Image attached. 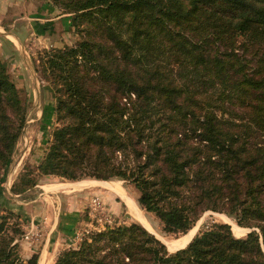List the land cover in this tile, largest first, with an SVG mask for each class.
<instances>
[{
    "label": "trees",
    "instance_id": "16d2710c",
    "mask_svg": "<svg viewBox=\"0 0 264 264\" xmlns=\"http://www.w3.org/2000/svg\"><path fill=\"white\" fill-rule=\"evenodd\" d=\"M57 1L76 20L95 7L104 19L99 35L42 60L59 126L40 175L129 182L164 234L188 233L208 210L260 232L236 238L217 223L170 253L133 222L54 264H264V0ZM20 95L0 57V173L24 124ZM4 225L0 264H38Z\"/></svg>",
    "mask_w": 264,
    "mask_h": 264
},
{
    "label": "rangeland",
    "instance_id": "374dc122",
    "mask_svg": "<svg viewBox=\"0 0 264 264\" xmlns=\"http://www.w3.org/2000/svg\"><path fill=\"white\" fill-rule=\"evenodd\" d=\"M96 8L91 10V16L76 20V12L64 7L57 0H0V31H14L26 36V52L22 49L24 54H20L9 47L0 33V57L12 80L20 88L22 105L27 106L11 162L0 173V186L4 189L0 190V222L4 221V230L14 237L13 243L17 244V252L24 260L34 254H39L40 257L46 252L50 257L45 258L42 264H54L63 251L77 249L84 240L92 241L98 234L95 228H91L90 233L81 236L82 239L77 241V232H84L89 228L88 224L96 225L92 221L89 203L97 195L79 191L90 187L71 188L68 180L42 176L39 172V166L52 144L55 128L59 126L55 93L51 88L52 80L48 78V74L45 75L42 60H47L46 53L53 49L75 46L76 43L89 39V35H95L96 24L104 19ZM25 178L36 181L37 184L25 185ZM84 180L95 179L82 181ZM115 185L124 189L128 197L137 202L140 193L133 184L120 180ZM72 190L80 193V197L73 201L85 206L82 213L76 209L71 212L60 209L62 204L65 206L69 202L68 196ZM99 195L107 200L111 199L107 192H100ZM120 198L118 196L116 201L121 207L123 199ZM124 198L134 209L131 200ZM75 202L74 205H77ZM106 205L114 216V227L140 220L128 208L126 211H116ZM142 216L150 232L171 248L170 253L177 251V247H186L195 236L217 223L229 224L236 238H245L253 230L260 232L257 227L240 226L233 216L212 210L204 212L187 235L164 234L154 216L144 211ZM57 217L64 219V226L62 222L59 226L63 233L68 227V221L73 220L76 225V221L82 219V226L74 229L71 240H66V233V237L59 238L56 228L49 236L46 228H50ZM182 238L185 239L184 242Z\"/></svg>",
    "mask_w": 264,
    "mask_h": 264
},
{
    "label": "crops",
    "instance_id": "0c3cea01",
    "mask_svg": "<svg viewBox=\"0 0 264 264\" xmlns=\"http://www.w3.org/2000/svg\"><path fill=\"white\" fill-rule=\"evenodd\" d=\"M0 33H1L2 37H4V39L8 42V45H9L10 48H12V50H14L16 52H19L20 54H24L22 49H24V51L26 52L25 47H24V43L26 41V39H25L26 36H24L22 33L20 34L18 32L17 33L14 32V31H10V33H6V30L0 31ZM117 181H120V180H115V181L114 180L113 181L112 180H110V181H104V180L69 181V185H70L69 187H71V188H77V187H88L89 186L90 188H88V189L87 188H83V189H81L79 191H85L86 193L88 192L90 194L91 193H93V194L95 193V195H97L99 197H100V195H99L100 192H104V193L107 192L108 194H110L109 196H110L111 199L110 200H107L103 196L104 199L102 197H100L101 199H103L102 201H104L106 204L110 205L113 208V210H116V211H118V210L126 211L127 208H128L129 211L134 212V214L140 218V220H138L136 222L137 223H140L147 230H149V228L147 227V225L144 223L145 220H144V218L142 216L144 210L138 205V203L136 201H134V200L132 201L128 197V195L126 194V192H125L124 189H121L120 187L118 188V186L115 185V182H117ZM69 193H70L69 196H68V201L69 202H67V204L65 206L62 204V207L60 209H62V210L65 209V211H69V212H71L72 209L73 210L76 209V211L82 213L81 211L83 209H85V206L84 205H81L80 203H76L75 201H73L74 199L80 197V193H78L77 190H72V192H69ZM117 195L119 197H121L120 199H123V200H121L122 201L121 207L119 206L118 202L116 201V198H118ZM124 197L128 198L129 200H131L132 204L134 205L133 206L134 209L129 206L128 202L125 200ZM66 199H67V197H66ZM74 202L77 205H74ZM89 205H90V203H89ZM50 209H53V207H50ZM62 210H61V213H62ZM144 212L147 213L146 211H144ZM65 215L66 214H63V216H65ZM61 222H62V225L64 226V219H61V218L57 217L53 221V224L51 225V227L50 228H46V230H48L47 232L50 233V235L48 234L49 236H51L52 230H55V228H56L57 229V232H59L58 233L59 238H62V237H66L67 236L66 237V240H71L72 239V234H73V232H75L74 229L76 230L77 229V226H79V225L82 226V222L83 221H82L81 218H79V221H76V222H78L76 225L73 223L74 222L73 220H70V222L68 221V223L66 224V226H68V227H67V229H66V231L64 233L61 231L62 229L60 230V227H59ZM57 223H58V228L59 229L57 228ZM60 231L62 233H60ZM65 233H66V236H65ZM188 233H186L184 235H187ZM184 247L185 246H183V247H177L175 249L176 250H179V249H182ZM167 248H168V250L171 249L168 246H167ZM49 257L50 256H47L46 252H44V255H40L38 264H42L43 261H44V259L45 258L48 259ZM53 260L54 259H52V261Z\"/></svg>",
    "mask_w": 264,
    "mask_h": 264
},
{
    "label": "built area",
    "instance_id": "2783aa9c",
    "mask_svg": "<svg viewBox=\"0 0 264 264\" xmlns=\"http://www.w3.org/2000/svg\"><path fill=\"white\" fill-rule=\"evenodd\" d=\"M92 221H95L96 225L87 226L84 232H77V241L79 242L81 236L90 233L91 228H95L98 233L107 230L108 228L114 227V216L108 206L102 201L99 196H94L90 202Z\"/></svg>",
    "mask_w": 264,
    "mask_h": 264
},
{
    "label": "bare ground",
    "instance_id": "6f19581e",
    "mask_svg": "<svg viewBox=\"0 0 264 264\" xmlns=\"http://www.w3.org/2000/svg\"><path fill=\"white\" fill-rule=\"evenodd\" d=\"M184 238H186V237H184ZM184 238H182V239H183V240H182L183 242L185 241V239H184ZM187 238H188V237H187Z\"/></svg>",
    "mask_w": 264,
    "mask_h": 264
}]
</instances>
